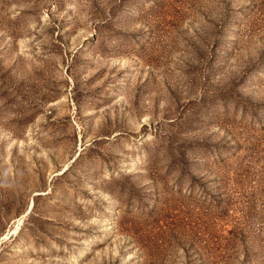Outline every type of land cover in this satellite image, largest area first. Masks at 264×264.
<instances>
[{
	"label": "rangeland",
	"instance_id": "rangeland-1",
	"mask_svg": "<svg viewBox=\"0 0 264 264\" xmlns=\"http://www.w3.org/2000/svg\"><path fill=\"white\" fill-rule=\"evenodd\" d=\"M0 264H264V0H0Z\"/></svg>",
	"mask_w": 264,
	"mask_h": 264
}]
</instances>
